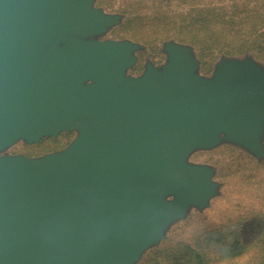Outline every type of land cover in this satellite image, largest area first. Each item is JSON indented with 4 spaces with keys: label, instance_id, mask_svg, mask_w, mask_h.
Returning a JSON list of instances; mask_svg holds the SVG:
<instances>
[{
    "label": "water",
    "instance_id": "obj_1",
    "mask_svg": "<svg viewBox=\"0 0 264 264\" xmlns=\"http://www.w3.org/2000/svg\"><path fill=\"white\" fill-rule=\"evenodd\" d=\"M111 21L88 0H0V153L77 131L61 152L0 155V264H133L207 194V173L185 161L191 144L253 143L263 72L203 79L173 49L162 72L127 76L133 45L95 38Z\"/></svg>",
    "mask_w": 264,
    "mask_h": 264
},
{
    "label": "rangeland",
    "instance_id": "obj_2",
    "mask_svg": "<svg viewBox=\"0 0 264 264\" xmlns=\"http://www.w3.org/2000/svg\"><path fill=\"white\" fill-rule=\"evenodd\" d=\"M88 2L92 8L112 18L103 32L95 35L96 39L126 41L133 45L135 62L126 71L127 76L141 77L150 67L162 72L171 62L173 49L184 50L193 56L197 61L195 75L203 79L214 78L223 66L239 69L250 65L264 73V60L252 52L238 53L237 49H228L234 44L249 43L248 34L264 31V0ZM216 15L222 19L214 22L215 18H212L214 27H210L209 20ZM227 17L230 19L226 23L223 18ZM209 27L218 36L219 32L227 31V37L215 38L217 41L221 39V45H213L215 40L202 35L209 31ZM196 30L205 37L204 40L194 39ZM76 136L77 131H62L56 137L44 136L37 142L18 139L0 155L40 157L61 152ZM185 161L204 169L208 175L204 200L200 203L184 201L180 211L168 217L160 227L157 239L140 251L133 264L152 261L156 252L164 256L170 249L183 252L185 248L195 246L199 239L213 246L210 250L214 255L211 258L213 264H233L227 240L213 242L214 232L226 231L235 224L247 226L254 218L264 223V116L251 145L221 133L211 145L191 144ZM174 198L169 197L170 200ZM249 232L252 235L254 230L250 228ZM247 253L240 257L247 256ZM169 256L162 259L172 260L173 255L170 253Z\"/></svg>",
    "mask_w": 264,
    "mask_h": 264
},
{
    "label": "trees",
    "instance_id": "obj_3",
    "mask_svg": "<svg viewBox=\"0 0 264 264\" xmlns=\"http://www.w3.org/2000/svg\"><path fill=\"white\" fill-rule=\"evenodd\" d=\"M210 14L211 13L208 15ZM224 16L226 17L225 14ZM212 18H215L214 22H218V19H222L219 15L212 16L208 23L210 27H214V24L211 22ZM223 19L227 23L230 18L227 17L226 19ZM210 27L208 29L209 31H207L208 33H202V35H206L205 37H208L209 40L212 39L213 41L215 38L219 39V36L227 37V35H225L227 31L219 32L220 35L218 36L217 32ZM200 34L201 33L196 30L193 35L194 39L204 40L205 37ZM248 35L247 40L249 43L243 45L234 44L228 46V49H237L238 53L252 52V54L264 60V31ZM220 42L221 39L218 41L215 40V44L213 45H221L219 44ZM227 51L231 52L232 50ZM251 221L253 222L247 224V226H239L238 224H235L234 226H231V228L229 227L226 231L214 232L215 239H213V242L227 240L229 244L228 248L231 250V254L229 256L231 257L233 264H264V223L259 221L257 218H254ZM250 228L254 230L252 235L249 232ZM199 240L200 241H198L195 246L189 248L187 247V249L185 248V251L183 252L170 249L171 251L169 253L167 252V255H165L169 256L170 253L173 255L172 260L170 261H164L162 258L165 256L160 252H156L155 254L157 255L153 258V260L146 264H213L211 258L212 256L214 257V255H212L210 251L213 246H211L210 243L204 244L201 239ZM250 249L251 252L247 253ZM245 253H247V256L240 257ZM169 257L171 258V256Z\"/></svg>",
    "mask_w": 264,
    "mask_h": 264
}]
</instances>
